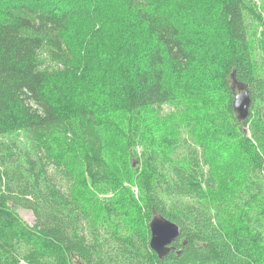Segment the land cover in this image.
Returning <instances> with one entry per match:
<instances>
[{
  "label": "trees",
  "instance_id": "trees-1",
  "mask_svg": "<svg viewBox=\"0 0 264 264\" xmlns=\"http://www.w3.org/2000/svg\"><path fill=\"white\" fill-rule=\"evenodd\" d=\"M190 7L203 27L187 38L178 19ZM78 21L84 41H103V62L120 49L129 56L117 84H69L76 53L67 35ZM201 50L222 65L212 78L226 99L221 125L206 133L220 138L217 148L195 116L168 150L146 144L153 113L167 105L182 113L174 83ZM234 80L252 99L245 122ZM114 113L140 200L91 191L120 185L103 127ZM18 207L33 212V225ZM155 216L180 227L176 251L163 258L150 247ZM0 264H264V0H0Z\"/></svg>",
  "mask_w": 264,
  "mask_h": 264
},
{
  "label": "rangeland",
  "instance_id": "rangeland-1",
  "mask_svg": "<svg viewBox=\"0 0 264 264\" xmlns=\"http://www.w3.org/2000/svg\"><path fill=\"white\" fill-rule=\"evenodd\" d=\"M184 1L186 0H177V2L179 3H183ZM191 7L189 10H186L185 8L186 12H183L178 19L179 23L182 24L183 31L186 34L187 38H191L190 35L195 34L192 32L202 31L203 27V22L200 21V15L195 13L193 14L195 9ZM191 14H193V16L190 18ZM87 17L88 16H83L80 21H85ZM189 18L192 22V28L187 27V24H189ZM80 21H78V23L74 27L77 28V30L72 29L67 35L69 42L72 46H74L76 53L74 71L71 79L72 81H67L71 86L79 84V86L83 87L86 91L93 90L92 88H94V83L101 84L103 80H106V83L111 81V83L113 82L114 84H117L121 78L120 66L122 61L125 60L122 66H125L126 61H128L130 69L132 68L129 61V56L126 57L125 50L120 49L117 53H114L113 58L107 59L103 62V55H99L98 53H96L97 51H100V49H102V46H104L102 45L103 41L98 38L97 35L87 36L86 40L84 41L82 39L84 28L82 29V26H80ZM97 29L99 30L100 28ZM112 30H114V28H112ZM219 35L220 34L216 33V36ZM201 51L203 52H201V54L199 53V63L197 65H194L188 71V73L184 75L181 82L177 81L174 83V85H176V89L181 93V96L183 97L182 102L184 106L182 113L173 114V110H171L173 107L169 105L164 107L163 113H153L151 121L149 125H147V129H149V132L145 134L147 140L146 144L162 151L168 150L170 148L168 141L172 138L173 135H176L177 132L179 133V131H182V128L185 125L184 122L188 118H190L191 116H195L197 117L199 124H201V126H203V128L206 130L203 135L205 137H208V139L215 138V140H213V143L217 148L218 140L220 138L216 139V136L214 134L212 135L211 133L207 135L206 133H209V131L219 132L218 128L221 125L218 124L217 118L219 112H221L219 108L224 105L226 99L224 97V94L214 88L212 78L216 72L220 71L222 65L219 63V59L217 60V58L215 56H212V54H210L208 51ZM125 58H128V60H126ZM106 65H109V67L107 68ZM115 69L118 70V74L116 72L117 70L115 71ZM112 90L115 91L116 89L113 88ZM89 96L91 97V95ZM96 97L97 96L95 95L92 98L94 99L93 101H95L99 107H103L106 103V100L102 97ZM83 99L87 98H85V96L83 95L78 100L82 101ZM166 115L170 116L168 118H164V116ZM110 116L112 118L111 122L108 118H105L106 121L103 127L107 130V133L109 135V147L115 146L118 157L108 156V161L116 180L120 185H122V187L126 188L122 190L121 186L119 185L117 189H115V186H111L102 189L92 188L91 191H94L95 194H97L100 198L112 197L114 193L123 191L125 193V197L131 195L137 200H140L141 189L139 177L135 176L131 172V169L127 165L125 154L121 156V144L115 143V138L118 136L117 128L121 117L119 113L110 114L109 117ZM225 132L227 133L228 129L225 128ZM52 139L54 140V145L57 150L61 151L62 149H64V142L61 136L53 137ZM4 141L9 142L10 139ZM229 142H236L232 135L229 137ZM142 149V145L138 146L139 152ZM82 151L83 148L81 145H77L76 148L73 147V152L75 153L79 154ZM130 165L131 167L132 165H134L133 168L136 169V171L138 170L137 167L139 165L137 163V160H134V162L130 161ZM236 170L237 169L235 168L232 169L234 173L236 172ZM80 185L83 186L82 183H80ZM228 186H231V184H229ZM129 207L131 208L133 206ZM17 211L27 223H29L30 225L34 224L35 216L31 210L18 207Z\"/></svg>",
  "mask_w": 264,
  "mask_h": 264
},
{
  "label": "water",
  "instance_id": "water-1",
  "mask_svg": "<svg viewBox=\"0 0 264 264\" xmlns=\"http://www.w3.org/2000/svg\"><path fill=\"white\" fill-rule=\"evenodd\" d=\"M234 109L240 121L245 122L250 115L252 99L248 88L234 80ZM150 247L156 254L163 258L170 251H176L173 245L180 237V227L163 216H155L150 222Z\"/></svg>",
  "mask_w": 264,
  "mask_h": 264
}]
</instances>
